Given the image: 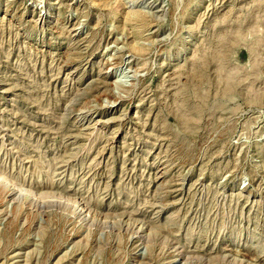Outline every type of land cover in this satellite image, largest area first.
I'll return each instance as SVG.
<instances>
[{"label": "rangeland", "instance_id": "obj_1", "mask_svg": "<svg viewBox=\"0 0 264 264\" xmlns=\"http://www.w3.org/2000/svg\"><path fill=\"white\" fill-rule=\"evenodd\" d=\"M0 178V264H264V0H0Z\"/></svg>", "mask_w": 264, "mask_h": 264}, {"label": "bare ground", "instance_id": "obj_2", "mask_svg": "<svg viewBox=\"0 0 264 264\" xmlns=\"http://www.w3.org/2000/svg\"><path fill=\"white\" fill-rule=\"evenodd\" d=\"M0 179H1V178H0ZM2 180H3V179H2ZM4 182H5V181H4ZM3 184H4V183H3ZM5 185H6V184H5ZM7 185H8V183H7ZM18 191H19V190H18ZM20 191H21V190H20ZM22 191H23V189H22ZM22 191H21V192H22ZM24 192H25V190H24ZM28 193H29V192H28ZM28 193H26V194H28Z\"/></svg>", "mask_w": 264, "mask_h": 264}]
</instances>
